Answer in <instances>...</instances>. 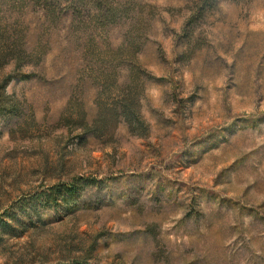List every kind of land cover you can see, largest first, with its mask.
<instances>
[{
    "label": "rangeland",
    "instance_id": "1",
    "mask_svg": "<svg viewBox=\"0 0 264 264\" xmlns=\"http://www.w3.org/2000/svg\"><path fill=\"white\" fill-rule=\"evenodd\" d=\"M84 1L44 31L0 0V28L27 35L0 114V264H264V0ZM131 59L147 133L90 135Z\"/></svg>",
    "mask_w": 264,
    "mask_h": 264
},
{
    "label": "trees",
    "instance_id": "2",
    "mask_svg": "<svg viewBox=\"0 0 264 264\" xmlns=\"http://www.w3.org/2000/svg\"><path fill=\"white\" fill-rule=\"evenodd\" d=\"M201 1L200 9H204L208 0ZM217 1L218 0H216V2ZM30 2L34 6H37L38 12L42 15L46 23V30L44 29V31H47L48 26L53 25V23L55 24L58 20H68L72 15H81V12L85 9L84 0H70V3L69 0H23V7H26ZM96 10L97 13H95V17H98L99 20L100 18L114 19L115 11L118 9L117 7L114 9L110 7L108 9L99 8ZM193 12L192 10L189 17L193 15ZM26 37V34L10 31L7 30V28H0V42L2 43L0 46V69L10 62L14 65L13 72L0 79V114L2 116L12 117L18 110V107L12 102L11 96L6 93L5 88L14 76L21 74L19 68L26 63L27 50L24 43H22V40L25 41ZM37 52L39 61L41 62L46 54L45 49L40 47L37 49ZM129 61H131L129 68H127L128 64L125 65L126 63H123L121 65L122 67H120L121 70H124L127 74L120 76L124 78L121 82L115 80V93H112L106 86L98 95V99L100 97V100L102 99L104 102L100 103V105L95 108L94 119L92 120V125L94 124L93 128L88 127L86 131L90 135H97V122L99 120L105 121V119L108 118L116 122L124 123L128 132L133 135L144 136L147 133L148 127L141 113V101L145 96L147 81L151 77L145 76L146 68L137 60L134 61V59H131ZM22 76L28 78V75L24 73H22ZM80 119L82 120V118ZM81 120L79 121L81 122ZM53 190L55 194H60L61 192L59 188H53ZM64 190L65 194L72 195L76 192V186H67ZM45 199L47 200V198ZM54 201H56V199H54ZM14 220L17 222L19 219ZM84 262L83 259L73 257L53 264H84Z\"/></svg>",
    "mask_w": 264,
    "mask_h": 264
}]
</instances>
